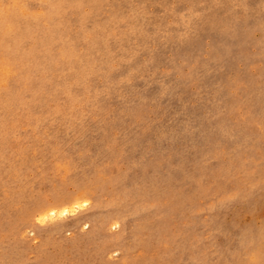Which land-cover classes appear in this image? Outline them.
I'll return each mask as SVG.
<instances>
[{"label": "rangeland", "instance_id": "374dc122", "mask_svg": "<svg viewBox=\"0 0 264 264\" xmlns=\"http://www.w3.org/2000/svg\"><path fill=\"white\" fill-rule=\"evenodd\" d=\"M0 264H264V0H0Z\"/></svg>", "mask_w": 264, "mask_h": 264}, {"label": "bare ground", "instance_id": "6f19581e", "mask_svg": "<svg viewBox=\"0 0 264 264\" xmlns=\"http://www.w3.org/2000/svg\"><path fill=\"white\" fill-rule=\"evenodd\" d=\"M75 203V202H74ZM77 203V202H76ZM69 204V203H68ZM63 205V204H62ZM65 205V204H64ZM69 206V205H68ZM86 206V202H84L81 206H79L78 207V209H80V208H82V207H85ZM69 209V208H68ZM68 209H64L63 211H62V213L61 214H58V211H57V213H56V210H49V211H47V213L45 212H43L42 214H40L39 215V219L40 220H43V219H45L46 217H50V219H52L53 217H55L57 214H58V216L59 215H68V214H70V212L71 211H69ZM61 210V209H60ZM41 212V211H40ZM39 213V212H38ZM86 222H88V221H86Z\"/></svg>", "mask_w": 264, "mask_h": 264}]
</instances>
